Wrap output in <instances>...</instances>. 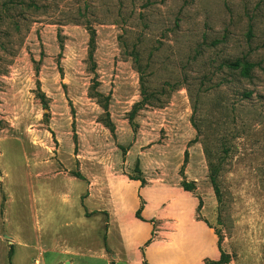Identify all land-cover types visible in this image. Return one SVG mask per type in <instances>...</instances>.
Instances as JSON below:
<instances>
[{
    "label": "rangeland",
    "instance_id": "374dc122",
    "mask_svg": "<svg viewBox=\"0 0 264 264\" xmlns=\"http://www.w3.org/2000/svg\"><path fill=\"white\" fill-rule=\"evenodd\" d=\"M65 259L264 264V0H0V264Z\"/></svg>",
    "mask_w": 264,
    "mask_h": 264
},
{
    "label": "crops",
    "instance_id": "0c3cea01",
    "mask_svg": "<svg viewBox=\"0 0 264 264\" xmlns=\"http://www.w3.org/2000/svg\"><path fill=\"white\" fill-rule=\"evenodd\" d=\"M62 246H64L67 250H71L70 248H69V246H68V242L67 241H62ZM67 254H69L68 252H67ZM63 264H72V262L71 261H69V260H67V259H65V260H63Z\"/></svg>",
    "mask_w": 264,
    "mask_h": 264
},
{
    "label": "trees",
    "instance_id": "16d2710c",
    "mask_svg": "<svg viewBox=\"0 0 264 264\" xmlns=\"http://www.w3.org/2000/svg\"><path fill=\"white\" fill-rule=\"evenodd\" d=\"M233 66H234V67L238 66V62H235V63L233 64ZM243 73H244V76H246V77L248 76L247 70L244 69V70H243ZM136 169H137V168H136ZM136 180H139V179H136ZM10 257H11V256H10ZM214 264H224V262L220 260V261H218V262H215Z\"/></svg>",
    "mask_w": 264,
    "mask_h": 264
},
{
    "label": "built area",
    "instance_id": "2783aa9c",
    "mask_svg": "<svg viewBox=\"0 0 264 264\" xmlns=\"http://www.w3.org/2000/svg\"><path fill=\"white\" fill-rule=\"evenodd\" d=\"M35 264H39L38 261H36Z\"/></svg>",
    "mask_w": 264,
    "mask_h": 264
}]
</instances>
